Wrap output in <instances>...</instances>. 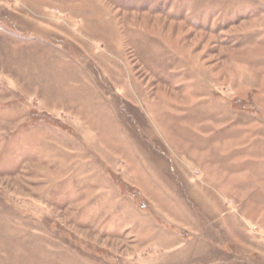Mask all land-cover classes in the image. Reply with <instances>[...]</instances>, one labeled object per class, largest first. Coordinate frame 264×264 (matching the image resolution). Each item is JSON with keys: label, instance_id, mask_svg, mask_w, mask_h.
Here are the masks:
<instances>
[{"label": "rangeland", "instance_id": "374dc122", "mask_svg": "<svg viewBox=\"0 0 264 264\" xmlns=\"http://www.w3.org/2000/svg\"><path fill=\"white\" fill-rule=\"evenodd\" d=\"M0 264H264V0H0Z\"/></svg>", "mask_w": 264, "mask_h": 264}]
</instances>
